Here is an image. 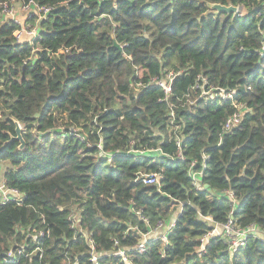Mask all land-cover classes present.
Instances as JSON below:
<instances>
[{"label":"trees","instance_id":"1","mask_svg":"<svg viewBox=\"0 0 264 264\" xmlns=\"http://www.w3.org/2000/svg\"><path fill=\"white\" fill-rule=\"evenodd\" d=\"M36 1L53 7L38 37L0 21V164L25 194L0 202V264H88L81 229L101 264H264V0ZM230 216L259 232L202 248ZM28 227L46 235L27 239ZM25 241L39 249L9 261Z\"/></svg>","mask_w":264,"mask_h":264},{"label":"built area","instance_id":"2","mask_svg":"<svg viewBox=\"0 0 264 264\" xmlns=\"http://www.w3.org/2000/svg\"><path fill=\"white\" fill-rule=\"evenodd\" d=\"M16 3L20 4L21 9L23 10V12H25L28 15V18H35V24H32L30 21H26V23L23 24L22 22L19 21V19L16 17V14L14 12L15 10H13V7H12V5ZM52 8L53 7L49 5H41L36 0H13V1L0 0V11L3 12L5 15L9 16L11 20H14L20 23V29H18L15 32L16 38L20 41L31 40L39 36L40 22L43 19L47 18ZM173 77L174 75L170 74L171 81ZM154 81L159 82V84L163 86L166 95L169 96V94L172 92L170 83H168L166 80L159 81L156 78H154ZM223 96L232 98V94L230 93L228 95V92L226 93L223 92ZM240 117L241 115L237 113L232 118H230L225 126V130H228L229 128H231V126L238 123L240 120ZM132 150L135 151V149H132ZM156 151L158 150L156 149ZM194 178H195L194 185L196 187H200L202 183L198 181L196 175H194ZM143 180L146 184H159L160 175L158 173H150V174H147ZM24 196H25L24 192H22L16 187L9 186L5 180V177H4V180L0 182V202L1 203L5 204L8 202H15L17 204H20L23 202ZM204 217L206 219H211L210 217H207V216H204ZM69 218L73 221V223L75 222V220H77L79 223V217L77 216L76 212L72 211ZM174 224L175 222L173 223L168 222L167 231L165 232L167 233L169 230H171ZM159 228L156 229L155 231H158ZM155 231L144 235L145 236L144 239L136 247H134V249L138 251L139 253H142L145 251V248H146L145 242L149 238L157 239V238L164 237L166 234L165 233L161 235L158 232V235H157L156 234L157 232ZM22 232L23 233L27 232V235H26L27 239L32 238V240L35 242L39 239V237L46 235V232L44 231V229L38 230L35 227L34 228L28 227L27 229L24 228L22 229ZM252 232H257V233L259 232L257 225H250V226L242 227L237 224L236 220L232 216H230L228 221L224 224L214 223V228L201 238V243H202L201 247L205 248V245L209 242L211 236L223 235L229 238V243L231 244V249L233 250L234 248H237L238 246L244 245L247 235L251 234ZM81 234L84 236L90 248L88 264H101L98 253L96 251L95 240L91 236H89L88 232H85L83 229H81ZM116 243L118 242L116 241ZM26 245H28V242L26 244V241L23 243H17L16 245H14L8 250L6 258L9 261H19L21 256L30 258L39 249V247L37 246L32 251L28 252ZM115 253L117 255H121L124 258V260L128 262V256L126 255L125 251L119 250V251H116Z\"/></svg>","mask_w":264,"mask_h":264},{"label":"water","instance_id":"3","mask_svg":"<svg viewBox=\"0 0 264 264\" xmlns=\"http://www.w3.org/2000/svg\"><path fill=\"white\" fill-rule=\"evenodd\" d=\"M210 7L213 11H216L217 13H227L228 15H232V14H237L240 11V8L238 6H235L233 4L230 5H225L222 3H214V4H210ZM16 135H14L12 137V139L14 140H20L21 144L19 146V149H23L25 147V140L22 136V126L19 123V121H16ZM208 185H206L207 187ZM177 219V215H173L171 217L170 222L173 223L175 222V220ZM166 229V228H165ZM167 231V229L165 230ZM160 233V232H159Z\"/></svg>","mask_w":264,"mask_h":264},{"label":"rangeland","instance_id":"4","mask_svg":"<svg viewBox=\"0 0 264 264\" xmlns=\"http://www.w3.org/2000/svg\"><path fill=\"white\" fill-rule=\"evenodd\" d=\"M12 7H13V10H15L16 9V6L13 4L12 5ZM240 8V7H239ZM240 11H241V8H240ZM15 12V14H16V17H17V14L18 13H16V11H14ZM26 16V17H25ZM25 17V18H24ZM18 18V17H17ZM3 19V20H2ZM8 19H10V17L9 16H7V15H5L3 12H1L0 11V21L2 20V21H4V20H8ZM19 21L20 22H22L23 24H25L26 23V21H30L32 24H35V19H33V18H28V15L24 12L23 14H21L20 16H19ZM166 80V79H165ZM4 164H7V162H4L2 165H4ZM4 180V177H1V175H0V182H2ZM75 226H77L78 225V221L77 220H75V222L73 223ZM160 230H158L157 231V233L159 232ZM156 233V234H157Z\"/></svg>","mask_w":264,"mask_h":264},{"label":"crops","instance_id":"5","mask_svg":"<svg viewBox=\"0 0 264 264\" xmlns=\"http://www.w3.org/2000/svg\"><path fill=\"white\" fill-rule=\"evenodd\" d=\"M15 6H16V9H15V11H16V13H18L17 14V17L19 18V16L21 15V14H23L24 12H23V10L21 9V6H20V4H18V3H16V4H14ZM26 17V16H25ZM24 17V18H25ZM3 20V19H2ZM1 20V21H2ZM3 163H1L0 164V175H1V177H5V171H6V169H7V165L6 164H4V165H2ZM169 223H171V222H169ZM167 229V225H164V226H161L160 228H159V232H160V234L162 235V234H165L166 232H165V230ZM155 232H157V231H155ZM157 235H158V233H157ZM155 236V235H154Z\"/></svg>","mask_w":264,"mask_h":264},{"label":"clouds","instance_id":"6","mask_svg":"<svg viewBox=\"0 0 264 264\" xmlns=\"http://www.w3.org/2000/svg\"><path fill=\"white\" fill-rule=\"evenodd\" d=\"M4 21H6V20H4ZM3 22V21H2ZM176 215V214H175ZM171 220V219H170ZM170 222V221H169ZM165 225H167V224H165Z\"/></svg>","mask_w":264,"mask_h":264}]
</instances>
